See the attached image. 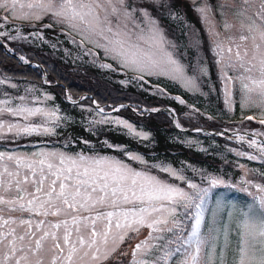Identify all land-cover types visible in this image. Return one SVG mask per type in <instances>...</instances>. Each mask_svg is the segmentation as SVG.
<instances>
[{
  "label": "snow or ice",
  "instance_id": "1",
  "mask_svg": "<svg viewBox=\"0 0 264 264\" xmlns=\"http://www.w3.org/2000/svg\"><path fill=\"white\" fill-rule=\"evenodd\" d=\"M153 3L167 6L162 0ZM193 5L203 22L215 19L208 0H201L198 5L193 0ZM149 7H134L128 0H0V10L6 13L0 17V29L9 17L39 21L49 16L94 62H98L95 58L102 52L119 66L102 63L101 67L138 73L134 77L138 81H144L145 74L165 75L182 82L190 91H198L199 77L207 75L206 66L198 65L192 75L187 74L170 50L175 45ZM224 7L220 5L223 29L229 34L221 38L212 24L209 35L215 37L217 63L224 64L220 71L225 103L231 109L230 85L238 83L241 107L260 108L264 116V0H230L228 8L239 21L238 26L226 18ZM173 18L182 19L178 15ZM32 35L40 37L39 32ZM0 36L9 33L0 31ZM195 44L198 47L199 41ZM20 59L28 63L25 57ZM2 85L18 88L8 77L0 78ZM32 91L25 89V94L13 96L0 89V135H55L60 123L67 122L66 116L58 114V108L35 106L42 101L38 97L30 99ZM175 99L185 103L179 97ZM97 112L103 115L94 123H114L134 137L148 138V133L126 120H110L99 106ZM5 116L15 120L2 119ZM259 123L264 125V118ZM256 137H264V132L239 135V141L254 152L236 154L264 161V140ZM131 159L146 163L138 155ZM153 167H159L184 186L107 157L44 149L30 154L0 151V264H105L115 258L126 238L135 239L142 228L149 230L148 235L135 244L129 264H264V184L243 180L261 195L248 192L253 203L246 210L233 206L227 221L219 203L206 219L211 190L233 185H226L220 177L201 174V182L208 185L203 187L175 168Z\"/></svg>",
  "mask_w": 264,
  "mask_h": 264
},
{
  "label": "trees",
  "instance_id": "2",
  "mask_svg": "<svg viewBox=\"0 0 264 264\" xmlns=\"http://www.w3.org/2000/svg\"><path fill=\"white\" fill-rule=\"evenodd\" d=\"M189 1L191 0H165L163 3L167 5L166 7L153 3L147 5H150L149 9L160 21L166 35L168 34L175 42L176 47L178 45L181 50H185L186 53L181 52L180 56L183 57L190 70L197 62L196 56L200 51L204 53L210 65L211 79L215 84L217 96L220 98L222 89L220 69L222 67L216 62L215 50L208 43L206 31L200 28L193 15V2ZM208 3L212 5L214 12L218 0H208ZM174 15L181 16L182 19H175ZM48 17L39 21H31V23H41L43 29L45 25L52 24V27H46V30H50L48 35L60 41L61 44L67 43L69 38L64 34V29L52 20H48ZM15 23L30 24L24 21ZM0 38L7 44L6 48L0 42V73L16 81H27L47 88L55 95L60 109L67 114L68 118L66 123L61 122L55 129V135L36 134L14 137L11 134L7 138H1L0 145L4 149L29 150L38 146H46L60 148L66 152L115 153L113 149L119 147L122 153L136 151L150 162L171 164L197 183H202L201 174L220 177L226 185L233 186L220 185L211 190L206 204V219L210 217L215 194L218 191L228 187L234 190L247 188L250 192L254 189L242 181L253 176L264 178V162H261L260 173L257 174L253 171L256 162L241 159L235 153L236 151L253 153L254 149L248 148L245 143L227 138L229 132H221L232 128L247 134L257 129L264 130V125L259 123L261 117H257L253 112L249 116H253L254 119L248 120L246 119L248 116L245 115L243 120L246 121L240 127L222 116L224 114L220 110H215L211 106L210 98H203L196 92H189L169 78L145 75L144 81H136L131 77L134 75L127 73L130 80L135 83L123 84L119 79L114 78L122 74L100 69L91 62L72 67L75 71L67 70L57 58L52 57L48 48L21 47L7 36H0ZM195 41H199L198 47ZM13 53L24 54L28 61L42 64L48 83L43 82L40 66L20 62ZM95 60L102 64L106 59L100 54ZM96 65L100 66L97 63ZM158 88L164 91L158 92ZM0 89L12 94L11 88L2 85ZM232 89L234 97L236 87L233 85ZM66 93L73 100H78L68 101ZM175 97L183 99L185 103H179ZM118 104L123 107H119V111H114V113L148 133L147 139L134 137L122 127L110 123H94V119L102 115L98 114L97 105L107 108ZM166 105L174 110V120L170 117L169 111H148V109ZM197 110L204 111V114H200ZM212 111L218 115L213 114ZM177 124L180 126L177 127ZM181 128L210 129L222 134H212L203 130L187 131ZM241 162L249 168L242 171L239 166ZM202 186L207 187L208 185L202 183ZM229 196H234L235 201L246 202L248 192L229 191L225 198Z\"/></svg>",
  "mask_w": 264,
  "mask_h": 264
},
{
  "label": "rangeland",
  "instance_id": "3",
  "mask_svg": "<svg viewBox=\"0 0 264 264\" xmlns=\"http://www.w3.org/2000/svg\"><path fill=\"white\" fill-rule=\"evenodd\" d=\"M164 1L165 0H162V2H164ZM189 2H193V0H191ZM128 3L132 4L135 7L137 5H147L148 3L152 4L153 0H128ZM199 3H201V0H196V4L198 5ZM229 3H230V0H218L217 5L214 7V13H215L214 17H215V19L211 23L203 22L201 20L200 16H199V14L193 8V10H194L193 15L197 19L200 28L202 27L203 30L206 31L207 37H208V43L211 45V47L213 49H214L213 40L215 39V37L209 35V28L212 26V24H215L214 31H219L221 33V38H223L224 36L229 34V33L225 32L224 29H223V20H222V17H221V9H220V5L221 4L225 5L223 11L225 13H227V17L226 18L229 20V22L230 23H234L237 26L239 24V21L237 20V18L232 16L231 12L229 11V8H228V4ZM149 11L151 12L150 9H149ZM5 14L6 13L3 10H0V17H3ZM152 15L155 16L153 13H152ZM48 20H51V18L48 17ZM19 21H24V22H27V23H30V24H24V25L20 24V25H18L17 23H15V22H19ZM31 21H35V20L13 19V18L9 17L8 21L5 23V27L3 29H0V31H7L9 33V36H20V37L26 36L27 37L26 39H24V38L11 39V40L14 41V43L18 44L21 47L32 46L33 48L38 47V48H48V49H50V54L52 55V57L57 58L67 70L75 71V69L72 68V67H76L78 64H87V63H90V62L92 64H94L96 67L100 68V69L101 68L102 69H106V68L97 66L96 63L98 65H100V64L98 62H94V58L92 56L85 55L83 50L78 48L76 44H73L70 41V39H68L67 43L64 42L63 44H61L60 41H58L57 39L53 38L51 35H48V32L50 30H46V27L43 29L41 23L36 22L35 24H32ZM10 22H12V23H10ZM58 25L61 26L60 24H58ZM17 29H19V32L16 31ZM35 32H39L40 33V37L39 38H37L36 36L32 35V33H35ZM232 32L236 33V29H233ZM165 35H166V33H165ZM9 36H7V37L9 38ZM166 36H167L168 40L171 41L175 45V42L168 36V34ZM77 39H79V37H77ZM210 41H211L212 44L210 43ZM144 47H147V45H144ZM170 50L174 52V55L180 61V63L185 66V69H186V72H187L188 75H192L193 69L195 67H197L198 65H201V64L206 66L207 75H201L199 77V80H198L199 90L198 91H190V90H188L187 88L184 87L182 82H180L178 80L171 79L168 76H165V75H159V76H162V77H165V78H169L170 80H173V81L177 82L181 86V88L186 89L189 92H196V93L200 94L203 98H210L211 99V106L215 110H220L224 114L222 116H224L227 119H229L234 125L242 127L243 124L246 121V120H243L244 116L245 115L249 116L250 113H252V112L254 113V115H257V117H261V119L264 118V116L261 115V109L260 108H257V107H243L242 108L241 107L240 91H239L238 83L233 84L236 87V91L234 90L235 91L234 97H233V95L231 96V100L233 101V103L231 105V109L225 103V99L226 98H225V95H224V81L223 80H221V82H220L221 87H222L221 92H220L221 93V97L218 98L217 93H216L215 84L213 83V80L211 79L210 65H209V63H207L205 55H204V53L202 51H200L198 56H196L197 62L194 64L193 68L190 70L188 68L187 63L183 60V57L180 56L182 53H186L185 50H181L178 45H177V47L175 45V48L174 49H170ZM93 51H99V50L93 49ZM18 55H19L18 56L19 61L20 62H24V61H22L20 59V57L21 56L25 57V55L24 54H18ZM101 56L104 59H106L103 63H105V64L111 63V64H113L114 68H118L119 67L115 63V61L105 58L102 52H101ZM218 59L219 58L217 56H215L216 62H217ZM28 63H30L32 65H37V64H35L36 62L28 61ZM37 63H39V62H37ZM37 66H39V65H37ZM220 66L223 67L224 64L221 63ZM106 70L107 71H111L110 69H106ZM230 72L231 71H229V74H230ZM115 73L122 74L121 76L114 77L115 79H119V81H121V83H122V81H129L128 83H123V84H129L130 82H133L132 80H130V78L127 75V73L132 74L134 76L138 75V73H133L131 71H127V70H124V69H119L118 71H114V74ZM231 74H232V72H231ZM45 76H46V74H45ZM134 76H131V77L134 78ZM156 76H158V75H156ZM4 77H7V76H5V75L0 73V78H4ZM10 80H11L12 83H16L18 85L17 89H12V95L13 96L25 94L24 93L25 89H33V91L30 93V99L34 98V97H38L40 99V101H42V103L37 104L35 106L49 107V108L54 106V107L59 109V113L58 114L67 116V114L65 112H63L62 109H60L59 103L57 102V99H56L55 95L50 90H48L47 88L40 87V86H38V85H36L34 83H30V82H27V81H16V80L11 79V78H10ZM134 80H136V79H134ZM45 81H46V78H45ZM133 83H135V82H133ZM233 85H230L231 92H233V89H232ZM3 86L8 87V85H3ZM8 88H10V87H8ZM45 97H48V99H45ZM232 97H233V99H232ZM66 99H68V101H70V102H74V100L69 95H67V93H66ZM93 104L96 105V103H94V102H93ZM120 106H121V104H118V105L113 106V107L109 106L107 108L106 107H101V106H99V107L104 109V114H107V116H108V118L110 120H114L115 118H120V119L128 121L126 118L114 113V111H115L114 109H117ZM235 107H236L237 111H236ZM148 111H150V110H148ZM198 112H200V114H204V111H198ZM212 112H213V114L218 115V114H216V112H214V111H212ZM102 115L98 116L96 119H94V121L100 120ZM2 119H5V120L6 119H13V120H15V118H11V117H8V116L3 117ZM38 119L39 118H33L34 121L38 120ZM20 122L24 123V121H20ZM129 123H131V122H129ZM110 124H112L114 126L122 127L124 130H126L121 125H116L114 123H110ZM230 128H232V127H230ZM228 130H231V132L235 131L233 128L232 129H228ZM256 131L264 132V130H262V129H257ZM242 133H244V132H237L235 134H232L234 136L233 140L239 141L238 137ZM11 134L12 133L5 132L4 134L0 135V139L1 138H7V136H9ZM32 135H36V134H32ZM259 138L264 139V137H256V139H259ZM41 149H44V150H58V151L65 152L66 154H69V155L83 154L85 156H90V157L91 156H98V157H107L109 159L119 160V161H122L124 164L130 166L131 168L135 169L136 171H147L151 175L157 176L160 179L165 180V181H167L169 183L180 184V186H182V187L184 186L183 184H181L180 181L175 180L167 172H162V171L159 170V167H153V165H164L165 167H172V168H175L178 171H180L178 168L174 167L171 164H161V163H158V162H150V161L146 160L143 157L142 154H140V153H138L136 151H125V152L122 153L120 151L119 147L113 149L115 153H109V152L108 153H89V152H82V151L66 152V151H64V150H62L60 148L46 147V146H38V147L29 149V150L28 149H18V148L17 149H13V150H7V149H4V147L2 145H0V151H17V152L29 153V154L32 153V152L39 151ZM117 153H119L121 155H119ZM133 155H138V156L142 157L143 160L146 163L142 164L138 160L131 159V156H133ZM240 158L241 159H247V158H245L243 156H240ZM252 161L256 162L255 167H253V171H255V173L257 172V174H259L260 173L259 169L261 167L260 164H261V162H264V161H261V160H252ZM241 165H243L244 167H241ZM239 166H240L242 171H245L246 169L249 168V166H246L244 162H241L239 164ZM245 179L254 181L256 183L264 184V178H258V177L253 176L251 178H245ZM253 189L254 190H250V192L253 193V195H256V196L261 195L260 193L256 192L255 188H253ZM229 191L235 192V193L236 192H244V191H241V190H234L233 188H228V187L225 188L222 191H218L215 194L216 196H215V199H214V205L211 208L210 216H211V212L216 209L218 203L220 205H222V208L220 209V212H221V215L223 216L225 221H227V219H228V216H227L228 212L233 210V206H235L238 209H245L246 210L247 206L250 203H253V196H250V195L246 196V198H247V199H245L246 202H244V201H240L239 202L237 200L235 201L234 200V196H229V197L225 198V195H227V193H229ZM247 192H249V191H247ZM148 232H149V230L147 228H142L140 233H139V235H137L135 239H127L126 238L124 243L120 245L119 250L115 253L116 254L115 258L114 259L110 258L108 261L105 262V264H129L130 260L132 259V250H133L135 244L139 243L141 240H144L145 237L148 235ZM133 235H135V234L134 233H129V236H133ZM234 235H235V226L233 225V236ZM120 252H127V255L121 256Z\"/></svg>",
  "mask_w": 264,
  "mask_h": 264
},
{
  "label": "water",
  "instance_id": "4",
  "mask_svg": "<svg viewBox=\"0 0 264 264\" xmlns=\"http://www.w3.org/2000/svg\"><path fill=\"white\" fill-rule=\"evenodd\" d=\"M3 45L6 46L5 43H3ZM14 56H17L18 57L17 54H14ZM35 64H37V65L40 66V68L42 70V78H43V81L46 83V81H45V71H44L42 65L39 64V63H37V62ZM157 109L162 110V111H167V110H169V106H163V107H160V108H157ZM183 130H192V129L183 128ZM203 131H207L209 133H215L214 131H211V130H203Z\"/></svg>",
  "mask_w": 264,
  "mask_h": 264
}]
</instances>
